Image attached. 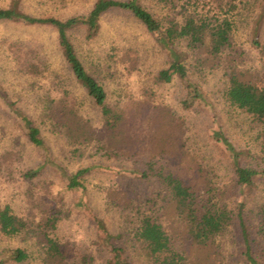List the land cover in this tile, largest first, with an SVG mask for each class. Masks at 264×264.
<instances>
[{
    "label": "trees",
    "instance_id": "trees-1",
    "mask_svg": "<svg viewBox=\"0 0 264 264\" xmlns=\"http://www.w3.org/2000/svg\"><path fill=\"white\" fill-rule=\"evenodd\" d=\"M171 4L163 19L157 18L141 0H96L86 15L68 19L36 18L21 12L15 5L0 9V22H16L30 26L50 27L57 33L58 47L70 72V76L55 74L36 51L18 44L10 46L14 69L30 81L42 108L43 123L54 134L60 135L76 156L88 147L109 159L132 160L146 156L143 171H136L144 181H154L158 198L162 200L161 211L153 215L140 214L134 229L133 240L140 246L149 264H214L222 255L223 239L237 232L240 242L239 257L243 264H264V205L255 215L247 213L245 202L237 203L234 197L244 188H252L264 171L243 165L250 151L240 150L222 131H215L214 138L230 155L233 167V189L219 187L196 161L191 158L187 169L170 170L161 164L167 157L186 160L181 145L183 122L168 106H159L153 89L144 87L142 98L109 104L104 85L85 66L71 38L73 32H84L88 41L95 39L101 28V18L112 11H124L133 15L152 34H156L168 52L167 67L156 76L157 84H169L180 79L194 89L190 100L184 102L186 109L193 105L199 91L192 82L193 75H203L224 69L228 86L226 103L251 119L257 132L259 152L264 156V78L258 73L235 66L228 60L227 52L233 48V36L237 29L236 16L241 10L253 9L249 0H162ZM180 8V18L172 10ZM259 13L252 21L253 43L259 47V35L264 21V2L258 4ZM254 10V9H253ZM235 13V14H234ZM185 45V52L178 46ZM84 90L87 99L99 109L102 127L97 129L83 114L84 102L73 85ZM13 113L28 142L43 153L44 162L22 173L25 182L34 184L51 165L49 148L40 127L21 110ZM100 169L92 165L72 175L69 189L86 190L83 183ZM206 173V175H205ZM159 200V201H160ZM106 202L110 209L130 208L131 197L125 191L109 188ZM44 216L35 225L16 215L7 206L0 211V234L14 238L29 232H38L44 238L42 264H88L78 261L64 247L57 231L62 212L46 206ZM36 228H35V227ZM37 231H33L34 229ZM105 243L110 244L114 254L108 264H131L124 257L123 249L114 245L116 237L105 227L100 228ZM30 259L20 248L7 249L0 257V264H21Z\"/></svg>",
    "mask_w": 264,
    "mask_h": 264
},
{
    "label": "rangeland",
    "instance_id": "rangeland-1",
    "mask_svg": "<svg viewBox=\"0 0 264 264\" xmlns=\"http://www.w3.org/2000/svg\"><path fill=\"white\" fill-rule=\"evenodd\" d=\"M173 1L180 5V0ZM249 1L254 10H241L242 16H236L234 45L227 52L225 67L228 60H234L238 68H247L263 79L264 21L259 47L253 43L251 23L259 13L258 4L264 0ZM95 2L0 0V9L15 5L21 12L36 18L68 19L88 14ZM141 3L159 19L165 18L171 7L162 0H141ZM171 13L178 15L180 8ZM177 17L180 18V15ZM100 23V32L95 39L88 41L82 31L71 33V38L87 69L107 90L109 104L114 106L119 102L140 99L143 88H151L159 106H168L184 123L181 145L185 153L183 159L186 160L167 157L161 164L170 170L187 169L189 160L193 158L219 187L231 191L233 162L214 138L215 131H222L240 150L250 151L251 155L243 160V165L264 171V156L259 152L257 132L250 117L231 108L225 101L228 77L224 69L193 75V86L199 95L193 99L190 109H186L184 102L191 101L194 89L188 88L178 78L169 84L156 83L157 74L168 63V52L157 35L147 31L140 21L124 11L109 12L101 18ZM12 44L36 51L55 74L70 76L58 47L55 30L45 26L0 22V211L9 206L16 215L36 225L44 216L42 212L46 206L56 207L62 212L58 237L75 260L86 258L88 264L109 263L114 254L110 244L102 238L100 228L105 227L116 237L113 243L123 249L128 262L149 264L140 246L133 240L134 229L140 214L153 215L166 211L160 209L162 200L158 198V185L134 174L145 169L146 156L132 160L109 159L98 154L93 147L83 149L79 156L74 155L65 140L43 123L42 108L30 88V81L14 69L10 56ZM178 50L185 52V45L178 46ZM73 89L85 104L83 114L95 128L100 129L102 121L99 109L91 104L83 89L75 84ZM13 108L21 110L41 128L49 148L51 165L41 181L34 184L25 182L22 173L44 162L43 153L28 142ZM92 165H99L100 169L83 181L86 190L69 189L72 175ZM109 188L128 193L132 201L130 208H108L106 192ZM234 199L237 203H246L250 216L258 213L264 205V176L258 178L254 187L241 189ZM44 244V238L38 232L31 231L14 238L0 234V257L7 249L20 248L30 256L27 262L21 264H42ZM223 245L222 255L217 257L214 264H243L239 257L237 232L229 233L223 239Z\"/></svg>",
    "mask_w": 264,
    "mask_h": 264
}]
</instances>
